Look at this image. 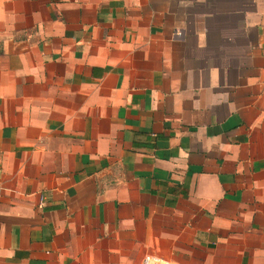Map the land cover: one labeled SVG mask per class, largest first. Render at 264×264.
I'll return each mask as SVG.
<instances>
[{"label": "crops", "instance_id": "crops-1", "mask_svg": "<svg viewBox=\"0 0 264 264\" xmlns=\"http://www.w3.org/2000/svg\"><path fill=\"white\" fill-rule=\"evenodd\" d=\"M264 264V0H0V264Z\"/></svg>", "mask_w": 264, "mask_h": 264}, {"label": "built area", "instance_id": "built-area-1", "mask_svg": "<svg viewBox=\"0 0 264 264\" xmlns=\"http://www.w3.org/2000/svg\"><path fill=\"white\" fill-rule=\"evenodd\" d=\"M140 264H165V260L155 254H145L143 255Z\"/></svg>", "mask_w": 264, "mask_h": 264}, {"label": "rangeland", "instance_id": "rangeland-1", "mask_svg": "<svg viewBox=\"0 0 264 264\" xmlns=\"http://www.w3.org/2000/svg\"><path fill=\"white\" fill-rule=\"evenodd\" d=\"M142 259V258H141ZM141 261V260H140ZM140 264V263H139Z\"/></svg>", "mask_w": 264, "mask_h": 264}]
</instances>
